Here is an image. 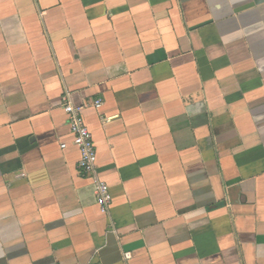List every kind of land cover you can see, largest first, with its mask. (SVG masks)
I'll return each mask as SVG.
<instances>
[{"label":"crops","instance_id":"obj_1","mask_svg":"<svg viewBox=\"0 0 264 264\" xmlns=\"http://www.w3.org/2000/svg\"><path fill=\"white\" fill-rule=\"evenodd\" d=\"M124 253L264 264V0H0V264Z\"/></svg>","mask_w":264,"mask_h":264},{"label":"built area","instance_id":"obj_2","mask_svg":"<svg viewBox=\"0 0 264 264\" xmlns=\"http://www.w3.org/2000/svg\"><path fill=\"white\" fill-rule=\"evenodd\" d=\"M68 99L69 94H66L61 100L63 102V111L67 116L70 144L75 147L79 153V160L76 167L82 176L91 180L95 204L102 214H106L112 198L108 185L102 180L97 170L95 145L92 134L87 128L82 115L85 106H74ZM91 106L95 110H99L102 106V101L96 100ZM59 147L61 150H64L67 147V143H62ZM122 258L125 264H130V253H124Z\"/></svg>","mask_w":264,"mask_h":264}]
</instances>
